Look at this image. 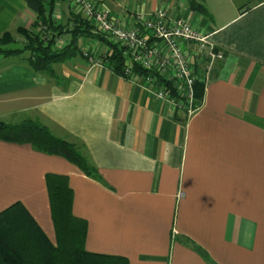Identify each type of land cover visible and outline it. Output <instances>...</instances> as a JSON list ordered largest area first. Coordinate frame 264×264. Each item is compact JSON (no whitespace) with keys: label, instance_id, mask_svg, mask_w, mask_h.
<instances>
[{"label":"crops","instance_id":"1","mask_svg":"<svg viewBox=\"0 0 264 264\" xmlns=\"http://www.w3.org/2000/svg\"><path fill=\"white\" fill-rule=\"evenodd\" d=\"M93 1L118 24L163 10L209 35L222 58L207 73L202 56L192 59L201 106L187 116L142 87L139 75L132 81L91 65L83 53L101 61L107 51L92 39L78 38L80 54L50 73L33 71L27 54L0 57V124L41 125L76 146L104 183L60 157L0 140V211L20 203L54 245L44 175L65 176L88 253L127 264H264V0H202L209 17L186 0ZM74 18L69 6H54L55 23L71 28ZM33 19L22 0H0V35L28 30Z\"/></svg>","mask_w":264,"mask_h":264},{"label":"trees","instance_id":"2","mask_svg":"<svg viewBox=\"0 0 264 264\" xmlns=\"http://www.w3.org/2000/svg\"><path fill=\"white\" fill-rule=\"evenodd\" d=\"M34 15L30 29L16 28L23 39L21 48H11L15 41L9 33L0 35V57H18L26 53V64L35 72H51V65L64 62L80 54L76 46L78 38L92 39L102 43L107 51L101 55V62L114 75L129 79L124 75L125 57L122 48L112 44L100 34H94L80 14H75L71 28L57 24L52 19L54 6L70 0H22ZM188 9L209 17L202 0H186ZM44 27L45 31H36ZM68 36L65 45L56 47L55 40ZM130 73L140 77L149 76L155 85L162 88L173 99L182 104L184 99L171 83L148 72L136 64H131ZM204 84L195 79L192 83L191 108L197 110L202 103ZM0 140L16 144H28L35 152L57 156L74 165L86 177L103 183L96 170L90 167L80 155L78 148L64 140L52 136L41 125L24 121L17 126L0 124ZM44 185L47 194L49 214L55 234L52 245L24 207L14 202L0 211V264H127L126 259L116 256L91 254L84 250L86 224L71 215L72 191L65 176L46 173ZM192 250L208 261L203 251L191 244Z\"/></svg>","mask_w":264,"mask_h":264},{"label":"built area","instance_id":"3","mask_svg":"<svg viewBox=\"0 0 264 264\" xmlns=\"http://www.w3.org/2000/svg\"><path fill=\"white\" fill-rule=\"evenodd\" d=\"M70 11L80 14L91 27L94 34L102 35L112 44L122 48L125 57L124 75L136 80L137 75L130 73L131 64L158 75L163 82L171 83L176 92L184 99L180 107L187 116L195 110L191 108L194 81L192 59L201 57L206 61V73L211 64L222 58L209 40V35L201 32L188 20L168 19L165 11L157 10L152 14L137 13L130 26L118 24L114 17L93 0H70ZM186 45H192L193 50ZM83 57L92 65L101 61L94 55L83 53ZM141 86L157 99H173L149 76L143 77Z\"/></svg>","mask_w":264,"mask_h":264},{"label":"rangeland","instance_id":"4","mask_svg":"<svg viewBox=\"0 0 264 264\" xmlns=\"http://www.w3.org/2000/svg\"><path fill=\"white\" fill-rule=\"evenodd\" d=\"M59 7H64V5L65 6H69L70 5V1H66V2H64V3H58L57 4ZM74 14V13H73ZM39 29V28H38ZM39 31H41V32H43V31H45V29H44V27H42V28H40V30H38V32ZM34 32H36L35 30H34ZM11 35V37L14 39V43L13 44H11L10 45V47L11 48H21V46H22V42H20V40L22 39V37L20 36V35H17V34H14L13 33V35L12 34H10ZM57 40V39H56ZM22 41H23V39H22ZM110 42V41H109ZM24 54H26V53H24ZM95 57V56H94ZM95 59H96V57H95ZM91 64V63H90ZM92 65V64H91ZM101 65V64H100Z\"/></svg>","mask_w":264,"mask_h":264}]
</instances>
